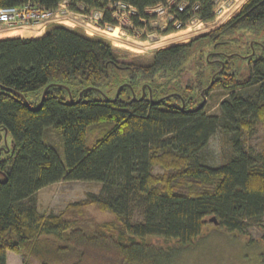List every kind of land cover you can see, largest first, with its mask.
<instances>
[{
    "label": "trees",
    "instance_id": "16d2710c",
    "mask_svg": "<svg viewBox=\"0 0 264 264\" xmlns=\"http://www.w3.org/2000/svg\"><path fill=\"white\" fill-rule=\"evenodd\" d=\"M27 1L55 9L62 0H0V7ZM118 1L137 9L130 20L138 27L151 17L147 8L169 1L179 28L193 17L214 18L215 0H69L68 7L101 10L100 23L115 24L109 6ZM48 25L39 37L0 39V146L5 129L9 146L0 153V264L7 251L21 264H151L162 250L147 237L186 245L211 217L238 233L262 226L264 148L253 155L241 136L264 119V0H245L216 28L147 59L121 54L80 26ZM247 35L258 42L251 47ZM222 47L254 51L244 79L239 56ZM214 72L212 87L230 93L209 114L197 106ZM39 92L36 102L28 98ZM48 127L59 131L61 153L44 141ZM217 132L227 136L228 153L217 165L203 163L199 152ZM155 165L165 172L153 173ZM61 180L97 181L100 189L60 213L39 212L37 191ZM89 204L118 224H91L83 218ZM136 208L142 218L132 221Z\"/></svg>",
    "mask_w": 264,
    "mask_h": 264
},
{
    "label": "rangeland",
    "instance_id": "374dc122",
    "mask_svg": "<svg viewBox=\"0 0 264 264\" xmlns=\"http://www.w3.org/2000/svg\"><path fill=\"white\" fill-rule=\"evenodd\" d=\"M244 1L215 0L214 18L212 20L203 22L197 17H193L185 23L184 28H179L177 22H172L173 16L168 12L170 1L166 5H160L161 7H149L146 9L151 17L146 20L140 18L141 22L146 23L145 27H138L130 20L132 15L137 14L136 8L134 13L123 10L117 18L113 17L115 24L108 22L101 24L100 22L103 20L102 11V19L100 20V18H96L98 9L87 10L79 5L81 11L76 12L69 9V0H62L60 3L63 4L61 16L65 22L64 24L70 27L80 26L88 34L106 38L111 42L115 50L121 54L147 59L158 48L176 43H186L192 38L216 28L230 16L237 13ZM109 8L114 11L115 5L112 4ZM113 14L115 13L112 12V16ZM170 23L176 27L175 30L163 34L162 30ZM48 24L49 22L43 28H46ZM21 25L14 28L0 23V39L14 36L35 37V35L39 34L40 28L37 25ZM245 39L249 40L251 47L254 42H258L250 35H247ZM241 42L243 43L242 40H240ZM230 48L232 50V47ZM224 49L225 47H222L221 52L225 55L235 54L239 56L234 61L239 67V78L241 80L244 79L247 76L246 64L248 63V58L252 57L254 51L246 53L242 49H233L231 52H225L223 51ZM206 57L208 58V54ZM215 74L216 72L211 74L209 83L212 76L214 80ZM176 93L171 95L177 96ZM229 93L230 90L224 89L220 85L211 86L203 103L206 113L217 114L219 112L218 102ZM39 96L40 92L28 94V98L35 102ZM201 101L202 98L199 103ZM43 137L47 144L53 146L58 152H62L61 137L58 130L48 127L45 129ZM241 137L248 152L254 155L262 151L264 148V119L255 120L251 129H245ZM2 147V150L8 149V143L7 145L4 143ZM228 150L227 136L222 132H217L199 152V157L203 163L217 165L224 160ZM152 171L155 174L165 172L164 168L159 165L153 166ZM99 189L100 182L97 181L61 180L44 186L37 191L36 206L41 213L57 214L68 203L80 201L88 197L89 193L97 194ZM83 218L91 220V224L93 221L97 223L108 221L114 222L115 225L118 224L113 213L99 210L93 204L84 207ZM141 218L139 209L136 208L131 220L138 221ZM263 234L264 219L260 227L250 224L247 233L227 231L216 223L208 221L203 227L201 234L193 239L192 243L186 245H181L175 239L165 240L158 236L147 237L143 241L155 249L162 250L159 256L150 259L151 264H264ZM7 264H21V256L13 251H7Z\"/></svg>",
    "mask_w": 264,
    "mask_h": 264
},
{
    "label": "built area",
    "instance_id": "2783aa9c",
    "mask_svg": "<svg viewBox=\"0 0 264 264\" xmlns=\"http://www.w3.org/2000/svg\"><path fill=\"white\" fill-rule=\"evenodd\" d=\"M115 9L113 14L114 18H117L123 10H126L130 13H134L135 7L132 5L118 1L114 3ZM63 4L59 5L55 9L45 8L34 1H27L19 5H9L0 7V23L5 24L9 27H20L28 25L33 26L37 25L38 28L43 29L47 22H60L65 23L61 14H62ZM161 7L160 5L154 6V8ZM182 7V6H181ZM128 9V10H127ZM96 16L97 19L101 18V10L98 11ZM98 25V24H97ZM100 26V25H98ZM117 26V25H116ZM101 27V26H100ZM103 28V27H102Z\"/></svg>",
    "mask_w": 264,
    "mask_h": 264
},
{
    "label": "water",
    "instance_id": "95a60500",
    "mask_svg": "<svg viewBox=\"0 0 264 264\" xmlns=\"http://www.w3.org/2000/svg\"><path fill=\"white\" fill-rule=\"evenodd\" d=\"M213 82H214V80H213V76H212V78H211V80H210V83L206 86V88H207V89L210 88V87L212 86ZM0 86H1V85H0ZM49 86H51V84L46 85V86L44 87V89L42 90V94H41V98H40V103L42 102V100H43V98H44V96H45L46 90L48 89ZM1 87H2V86H1ZM148 88H149V87H148ZM6 89H8V88H6ZM144 89H145V85L142 86V94H141L140 98H142V97L144 96V94H145V90H144ZM68 90H69V89H68ZM204 90H205V89H203V90L201 91L202 101H201V103H200L197 107H200V106L203 105V103L205 102V98H206V97L203 95ZM69 92H70V91H69ZM80 94H81V92H79V98H80ZM118 94H119V89H117L116 94H115V97L118 96ZM169 95H170V94H169ZM176 95L179 96V97H181L179 93H176ZM20 96H21V97L24 99V101L27 103L26 98H25L21 93H20ZM133 96H134V94H133ZM149 96H150V99H152V98H151L150 89H149ZM69 97H70V99H72V96H71L70 93H69ZM181 98H182V97H181ZM183 106H184V102H183V99H182V105H181V107H183ZM6 134H7V130L5 129V130H4V142H5V144L7 145ZM8 149H9V148H8ZM8 149H6V151H7ZM209 220L212 221L213 223H216L214 217H211Z\"/></svg>",
    "mask_w": 264,
    "mask_h": 264
},
{
    "label": "crops",
    "instance_id": "0c3cea01",
    "mask_svg": "<svg viewBox=\"0 0 264 264\" xmlns=\"http://www.w3.org/2000/svg\"><path fill=\"white\" fill-rule=\"evenodd\" d=\"M39 34L38 35H35V37H38V36H41L45 33V28L43 29H40V31L38 32ZM55 183V182H54ZM41 189V188H40Z\"/></svg>",
    "mask_w": 264,
    "mask_h": 264
},
{
    "label": "flooded vegetation",
    "instance_id": "af4514ba",
    "mask_svg": "<svg viewBox=\"0 0 264 264\" xmlns=\"http://www.w3.org/2000/svg\"><path fill=\"white\" fill-rule=\"evenodd\" d=\"M2 148H3V147H2V146H0V153H1V151H2Z\"/></svg>",
    "mask_w": 264,
    "mask_h": 264
}]
</instances>
